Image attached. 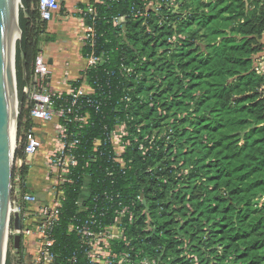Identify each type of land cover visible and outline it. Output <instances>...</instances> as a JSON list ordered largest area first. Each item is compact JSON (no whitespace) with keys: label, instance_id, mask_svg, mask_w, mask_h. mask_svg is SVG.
Returning <instances> with one entry per match:
<instances>
[{"label":"trees","instance_id":"obj_1","mask_svg":"<svg viewBox=\"0 0 264 264\" xmlns=\"http://www.w3.org/2000/svg\"><path fill=\"white\" fill-rule=\"evenodd\" d=\"M87 2L107 60L71 82H84L83 105L98 103L80 110L87 124L73 112L61 118L79 144L50 233L56 261L74 253L90 264L73 228L92 214L102 226L120 221L112 249L132 264H264V0ZM46 23L37 0H21L14 159L24 158L33 123L24 88L35 84ZM122 124V151L104 145L103 132ZM19 170L22 190L28 165Z\"/></svg>","mask_w":264,"mask_h":264},{"label":"built area","instance_id":"obj_2","mask_svg":"<svg viewBox=\"0 0 264 264\" xmlns=\"http://www.w3.org/2000/svg\"><path fill=\"white\" fill-rule=\"evenodd\" d=\"M95 1L101 2V0ZM37 9L40 19L48 22L60 9L59 0H37ZM95 17L96 11L89 2H86L85 8L77 6L76 19L81 27L79 40L82 49H85L83 71L96 68L107 60L105 52L98 51L96 48L97 36L94 25L87 23L94 21ZM125 18L126 15L116 16L113 18V25L122 27ZM256 62V70L262 76L264 83V66H262L264 65V56L257 58ZM123 70L127 73L131 71L126 67H123ZM34 71V86L32 89L24 88V92H27L30 100L34 102L29 116L33 123L56 120L51 151L45 158L46 176L49 180L48 191L52 193V199L47 203H40L33 193H22L17 198V203L13 204L11 208L12 213L17 214L21 222V228H14V233L20 235L22 242L33 246L31 247L34 251L29 264H76L77 259L74 253L65 263L56 261V255L52 251L54 240L50 234L56 224L61 207L62 185L69 182L67 176L70 174L71 168L77 164L73 150L79 144L77 138L79 133L69 132L66 125L61 123V118H65L66 114L73 112L74 122L81 123V126L87 124L88 114L86 111L81 114L80 110L84 106H88L97 111L98 103L94 99L87 98L85 105L82 104L80 97L86 94L84 82L77 86L70 85L66 92L67 98L63 96V93L48 88L49 68L40 52L35 59ZM79 78L81 79V77ZM262 89L264 96V84ZM126 134L125 126L122 124L117 126L109 136L107 132H103L102 142L104 145L111 142L118 146V151H122L120 141ZM94 142L96 143V140ZM40 147L41 140L30 128L25 134L24 156H32ZM73 230L78 237L82 252L90 264L133 263L129 252L115 253L112 249V241L121 239L123 235L119 220H116L112 226H102L98 219L90 214L80 226ZM125 244L128 245V242L126 241Z\"/></svg>","mask_w":264,"mask_h":264},{"label":"crops","instance_id":"obj_3","mask_svg":"<svg viewBox=\"0 0 264 264\" xmlns=\"http://www.w3.org/2000/svg\"><path fill=\"white\" fill-rule=\"evenodd\" d=\"M87 1L89 0H59L60 9L46 23L44 33L40 35L39 52L48 64L47 84L53 91L66 93L71 82L80 77L85 67L79 40L81 27L76 19V8ZM55 122L56 120L32 123L31 129L41 140V147L24 160L28 165V173L21 193H33L40 203H47L52 199V193L48 191L45 158L51 151ZM21 243L25 253L32 257L33 246L22 241Z\"/></svg>","mask_w":264,"mask_h":264},{"label":"water","instance_id":"obj_4","mask_svg":"<svg viewBox=\"0 0 264 264\" xmlns=\"http://www.w3.org/2000/svg\"><path fill=\"white\" fill-rule=\"evenodd\" d=\"M19 1L21 7V0ZM14 7L15 0H0V240L3 231L2 228L4 220H7V228L9 227V210H11L9 200L10 184L17 129L16 118L18 114V100L15 77V50L11 69L8 64L11 36L10 15L14 12ZM16 23L19 32V41L21 38V31L18 26V13L16 15ZM14 101L16 104L15 128L14 137L11 141V120ZM14 215V228L20 229V218L17 214ZM20 240V235L15 234V247L19 248ZM3 264H5V258Z\"/></svg>","mask_w":264,"mask_h":264},{"label":"rangeland","instance_id":"obj_5","mask_svg":"<svg viewBox=\"0 0 264 264\" xmlns=\"http://www.w3.org/2000/svg\"><path fill=\"white\" fill-rule=\"evenodd\" d=\"M21 7L19 8V10ZM259 58V57H258ZM264 66V65H262ZM17 143H16V137H15V149H16ZM15 151V150H14ZM25 156L22 160H19L18 158L13 159V164H12V174H11V184H10V208L13 207V204L17 203V198L20 197L21 193V188L20 186V170L19 167L25 163ZM21 161V162H20ZM47 182L49 183V180L47 179ZM10 215H9V227H8V239H7V249H6V255L5 259L7 256H9L12 260V264H29L31 262V257L28 256V253H25L24 248H22V252H20L19 248L15 247V233H14V217L15 213H12L11 210ZM23 247V246H22ZM19 259V260H18ZM153 262V261H152Z\"/></svg>","mask_w":264,"mask_h":264},{"label":"bare ground","instance_id":"obj_6","mask_svg":"<svg viewBox=\"0 0 264 264\" xmlns=\"http://www.w3.org/2000/svg\"><path fill=\"white\" fill-rule=\"evenodd\" d=\"M19 8H20V1L19 0H15L14 12L10 15V17H11V36H10V49H9V62H8L10 69L12 68L14 50H15V46H16V43H17L18 38H19V32H18L17 23H16V15L19 12ZM17 47L18 46H16V49H17ZM15 59H17V58H15ZM15 64H16V61H15ZM15 74H16V72H15ZM16 79H17V77H16ZM15 106H16V104H15V101H14L13 109H12V120H11L12 121L11 141L13 140V137H14L15 112H16L15 111ZM2 230L3 231H2V234H1V240H0V264H3V262H4V258H5V255H6V249H7V239H8V233H9L8 232V228H7V220H4Z\"/></svg>","mask_w":264,"mask_h":264}]
</instances>
